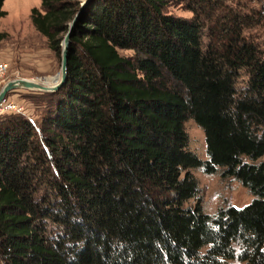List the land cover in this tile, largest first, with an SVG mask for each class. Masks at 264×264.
Returning <instances> with one entry per match:
<instances>
[{"label": "trees", "instance_id": "16d2710c", "mask_svg": "<svg viewBox=\"0 0 264 264\" xmlns=\"http://www.w3.org/2000/svg\"><path fill=\"white\" fill-rule=\"evenodd\" d=\"M81 7L32 8L61 58ZM259 22L228 0H92L38 121L0 115V264H264V44L246 34ZM195 169L253 199L206 212Z\"/></svg>", "mask_w": 264, "mask_h": 264}, {"label": "rangeland", "instance_id": "374dc122", "mask_svg": "<svg viewBox=\"0 0 264 264\" xmlns=\"http://www.w3.org/2000/svg\"><path fill=\"white\" fill-rule=\"evenodd\" d=\"M83 1V0H82ZM42 0H5L4 10L7 15L0 18V32L8 36L0 42V61L9 64V70L0 87L14 78H27L53 85L59 78H54L61 72V57L50 48L47 38L34 27L31 19L33 7H41ZM234 7L245 8L247 12L255 14L260 22L246 30V34L257 42L264 44V0H228ZM169 10L177 15L191 17L193 13L180 5L171 6ZM71 23V22H70ZM204 45L209 42L208 30L204 31ZM121 54L130 55L132 50H121ZM247 75L239 79V86L246 83ZM46 91L19 88L6 96L7 101L23 107L22 112L38 121L46 103L42 94ZM17 112V111H10ZM8 113V112H5ZM4 114V113H3ZM190 135V147L202 159L207 158V144L205 133L198 124L190 119L186 122ZM202 188L204 209L208 213H215L221 207L229 205L244 206L251 202L253 195L235 178H223L219 173L208 174L201 169H195ZM226 264V263H224ZM233 264H239L233 261ZM242 264V263H240Z\"/></svg>", "mask_w": 264, "mask_h": 264}, {"label": "water", "instance_id": "95a60500", "mask_svg": "<svg viewBox=\"0 0 264 264\" xmlns=\"http://www.w3.org/2000/svg\"><path fill=\"white\" fill-rule=\"evenodd\" d=\"M92 0H83L82 1V7L77 13V15L74 17V19L71 21L69 25V30L67 31L64 40H63V50H62V58H61V72L59 75L56 76L59 79L55 84L53 85H45L44 83H40L34 80H29L27 78H14L12 80H9L6 82V84L3 86V88L0 91V103L6 98L8 93L14 89L19 88H27V89H36L46 92H55L59 90L68 79V64H69V48L71 44L72 37L75 32V28L77 25V22L82 15V13L87 9L89 4Z\"/></svg>", "mask_w": 264, "mask_h": 264}, {"label": "built area", "instance_id": "2783aa9c", "mask_svg": "<svg viewBox=\"0 0 264 264\" xmlns=\"http://www.w3.org/2000/svg\"><path fill=\"white\" fill-rule=\"evenodd\" d=\"M8 70H9L8 62L0 61V87L5 79ZM23 110H24L23 107H19L17 104L7 101L6 98L0 103V115L5 112H10V111L22 112Z\"/></svg>", "mask_w": 264, "mask_h": 264}, {"label": "bare ground", "instance_id": "6f19581e", "mask_svg": "<svg viewBox=\"0 0 264 264\" xmlns=\"http://www.w3.org/2000/svg\"><path fill=\"white\" fill-rule=\"evenodd\" d=\"M54 78H56V77H54ZM58 78V77H57ZM29 80H32V79H29Z\"/></svg>", "mask_w": 264, "mask_h": 264}]
</instances>
